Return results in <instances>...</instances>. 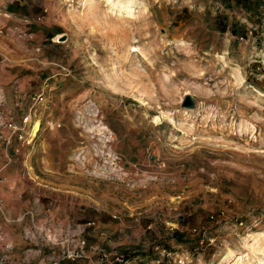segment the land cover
<instances>
[{
  "label": "rangeland",
  "instance_id": "rangeland-1",
  "mask_svg": "<svg viewBox=\"0 0 264 264\" xmlns=\"http://www.w3.org/2000/svg\"><path fill=\"white\" fill-rule=\"evenodd\" d=\"M111 1L0 0V264H264V13Z\"/></svg>",
  "mask_w": 264,
  "mask_h": 264
},
{
  "label": "crops",
  "instance_id": "crops-1",
  "mask_svg": "<svg viewBox=\"0 0 264 264\" xmlns=\"http://www.w3.org/2000/svg\"><path fill=\"white\" fill-rule=\"evenodd\" d=\"M207 1L209 5L205 4L204 7L207 8L208 6V11H211L212 9L213 10L218 9V15L216 17L218 24L222 22L225 23L223 17L224 15H227V12H228V17L231 20H233L232 23L227 24V26H225V24L222 23L220 25L219 31L213 30L211 31L212 33L224 34L225 37H227L228 33L231 34V36H236L237 33L236 24L239 25L240 22H242V20L238 22L239 17L235 15V9L242 11V13H240L241 15L245 14L248 16H252L253 19H257L259 22L261 21V19H263L262 14L264 13V10H262L261 8H264V0H219V1L207 0ZM258 27H259L258 28L259 31L261 30V28H263V26L260 24H258ZM243 29L245 30L244 34L248 35V34H252L253 31L256 30V27H251L250 24L244 26L243 28H240L239 32H242ZM261 35H264V32H261L258 35H256L255 40H258L259 37H261ZM225 40L228 41L230 39H225ZM51 123H52L51 121L47 122V124L53 127ZM150 256L151 254H149V256H138V255L132 256V259H130L128 264H148L147 258Z\"/></svg>",
  "mask_w": 264,
  "mask_h": 264
},
{
  "label": "built area",
  "instance_id": "built-area-1",
  "mask_svg": "<svg viewBox=\"0 0 264 264\" xmlns=\"http://www.w3.org/2000/svg\"><path fill=\"white\" fill-rule=\"evenodd\" d=\"M239 39L242 40L243 38L240 37ZM37 100L38 101L42 100V97L41 96L38 97ZM9 126L12 127L14 129V131L19 130V127H17L16 125L11 126L9 124ZM240 224H243V223L241 222ZM208 239H209L210 243H213L214 240H215L213 238H208ZM80 243H81V246H80L79 250L76 251V253H74V251H71V250L67 249V251L65 253V257H68V258H71V259H74V258H77V257H81L83 255V245L85 244V242L83 240H81ZM168 254H169V252H166V255H168ZM108 256H109V254L104 249L101 248L99 253H98V258L97 259L99 261L106 260L107 264H117L118 261L119 262H123V258H121L118 255L115 256L114 260L113 259H109ZM174 264H192V259L188 255H184V254L183 255H179V256H176Z\"/></svg>",
  "mask_w": 264,
  "mask_h": 264
},
{
  "label": "bare ground",
  "instance_id": "bare-ground-1",
  "mask_svg": "<svg viewBox=\"0 0 264 264\" xmlns=\"http://www.w3.org/2000/svg\"><path fill=\"white\" fill-rule=\"evenodd\" d=\"M123 1L122 0H115V1L112 0L111 3H110L111 4V8L115 9L119 16H122V17H125V16L126 17H134V11H133V8H132V3H131L132 0H125V2H123ZM136 50H137L136 48H132L131 49V51H136ZM39 129H40V125H38V121H34L33 127L31 129L30 137H28V138L32 140V137H34L37 134ZM27 141H28V139H27ZM236 259L237 260L234 261L233 264H238L239 260H241V256H239Z\"/></svg>",
  "mask_w": 264,
  "mask_h": 264
},
{
  "label": "water",
  "instance_id": "water-1",
  "mask_svg": "<svg viewBox=\"0 0 264 264\" xmlns=\"http://www.w3.org/2000/svg\"><path fill=\"white\" fill-rule=\"evenodd\" d=\"M64 36L61 35L59 37V39L63 40ZM184 107H192L194 105V103L192 102V100L190 99V97L186 96L184 101L182 102Z\"/></svg>",
  "mask_w": 264,
  "mask_h": 264
}]
</instances>
